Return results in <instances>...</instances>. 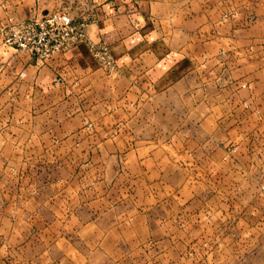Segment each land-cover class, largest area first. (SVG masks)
I'll return each mask as SVG.
<instances>
[{
    "label": "crops",
    "instance_id": "crops-1",
    "mask_svg": "<svg viewBox=\"0 0 264 264\" xmlns=\"http://www.w3.org/2000/svg\"><path fill=\"white\" fill-rule=\"evenodd\" d=\"M77 1L82 8L75 22L84 24L89 41L104 43L117 64V71L100 79L99 85L109 92L110 81L117 79L121 101L118 108L103 110L98 121L104 128L99 131L110 129L116 115L124 131L98 141L77 125L79 109L64 116L60 108L69 99L67 87L84 81L86 95L95 91L97 80L91 77L102 71L86 42L40 63L4 45L0 36V168L13 171L12 178L21 182L23 168L44 166V153H55L59 160L65 150H83L87 158H96L94 163L100 159L106 166L118 160L117 173L101 181L95 178L82 192L90 194L89 200L78 202L88 216L78 227L94 232L115 226L110 220L101 224V216L115 212L108 190L118 185L130 193L147 173L160 175L153 165L159 143L131 135V114L138 108L137 116L153 120L165 113L172 119L176 125L168 143L188 148L191 157H185L191 161L208 159L203 152L209 144L215 146L217 157L223 155L226 143L240 144L241 157L264 158V0ZM1 3L17 20L29 21L52 12L62 0ZM136 99L144 103L135 110L131 103ZM173 161L169 156V164ZM149 162L152 166L144 167ZM251 254L254 264H264V248L254 247Z\"/></svg>",
    "mask_w": 264,
    "mask_h": 264
},
{
    "label": "rangeland",
    "instance_id": "rangeland-1",
    "mask_svg": "<svg viewBox=\"0 0 264 264\" xmlns=\"http://www.w3.org/2000/svg\"><path fill=\"white\" fill-rule=\"evenodd\" d=\"M81 8L77 0H62L52 12L67 11L75 20ZM92 58L103 72L91 77L97 80L95 91L86 95L84 81L67 87L69 99L60 108L64 116L79 109L77 125L105 141L124 131L117 115L110 129L99 131L103 110L118 108L121 101L117 79L110 81L109 92L99 85L117 64L114 58L115 68L107 71ZM136 100L131 103L135 110L144 101ZM241 106L246 115V101ZM138 109L131 114V135L159 143L153 165L161 172L147 173L130 193L118 185L108 190L115 212L101 216V224L110 220L115 225L110 229L79 228L88 216L78 202L89 200L90 194L82 192L95 178L117 173L118 160L106 166L83 150H65L59 160L55 153H44V166L23 168L21 182L12 178L13 171L0 168V264H254L251 250L264 248V158L241 157L240 144L226 143L223 155L217 157L209 144L203 152L208 159L191 161L185 157H191L188 148L168 143L176 125L172 119L165 113L153 120L137 116ZM169 156L174 159L170 164Z\"/></svg>",
    "mask_w": 264,
    "mask_h": 264
},
{
    "label": "built area",
    "instance_id": "built-area-1",
    "mask_svg": "<svg viewBox=\"0 0 264 264\" xmlns=\"http://www.w3.org/2000/svg\"><path fill=\"white\" fill-rule=\"evenodd\" d=\"M0 36L3 44L28 53L40 63L52 60L78 44H87L92 57L104 70L115 68V60L104 44L88 40L84 24L75 23L67 11L47 12L29 21H19L4 3L0 4Z\"/></svg>",
    "mask_w": 264,
    "mask_h": 264
}]
</instances>
